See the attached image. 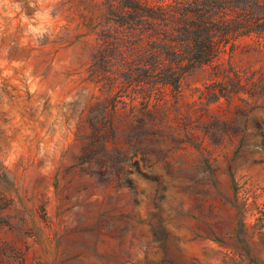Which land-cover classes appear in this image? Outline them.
<instances>
[{
    "label": "rangeland",
    "instance_id": "1",
    "mask_svg": "<svg viewBox=\"0 0 264 264\" xmlns=\"http://www.w3.org/2000/svg\"><path fill=\"white\" fill-rule=\"evenodd\" d=\"M109 2L0 0V264H264V0L178 86Z\"/></svg>",
    "mask_w": 264,
    "mask_h": 264
},
{
    "label": "trees",
    "instance_id": "2",
    "mask_svg": "<svg viewBox=\"0 0 264 264\" xmlns=\"http://www.w3.org/2000/svg\"><path fill=\"white\" fill-rule=\"evenodd\" d=\"M156 1L149 7L128 0V17L120 21L134 36L131 50L141 43L138 59L146 79L178 86L184 73L211 62L232 37L253 30L247 19L223 17L227 0Z\"/></svg>",
    "mask_w": 264,
    "mask_h": 264
},
{
    "label": "clouds",
    "instance_id": "3",
    "mask_svg": "<svg viewBox=\"0 0 264 264\" xmlns=\"http://www.w3.org/2000/svg\"><path fill=\"white\" fill-rule=\"evenodd\" d=\"M39 15V14H38Z\"/></svg>",
    "mask_w": 264,
    "mask_h": 264
}]
</instances>
